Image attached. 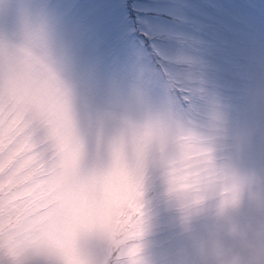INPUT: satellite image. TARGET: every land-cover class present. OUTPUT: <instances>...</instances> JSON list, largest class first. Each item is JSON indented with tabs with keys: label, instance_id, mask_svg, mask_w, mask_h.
I'll return each mask as SVG.
<instances>
[{
	"label": "snow or ice",
	"instance_id": "snow-or-ice-1",
	"mask_svg": "<svg viewBox=\"0 0 264 264\" xmlns=\"http://www.w3.org/2000/svg\"><path fill=\"white\" fill-rule=\"evenodd\" d=\"M209 102L225 116L210 134ZM149 108L209 158L264 169V15L192 0H0V256L20 261L43 242L53 264H190L157 249L191 248L192 235L169 226L151 239L200 202L161 181ZM53 168L61 197L26 206L22 191ZM84 207L123 239L102 249Z\"/></svg>",
	"mask_w": 264,
	"mask_h": 264
},
{
	"label": "rangeland",
	"instance_id": "rangeland-1",
	"mask_svg": "<svg viewBox=\"0 0 264 264\" xmlns=\"http://www.w3.org/2000/svg\"><path fill=\"white\" fill-rule=\"evenodd\" d=\"M193 7L201 8L215 14L217 10L225 12L242 11L250 19L259 21L264 15V0H192ZM145 120L152 129V140L155 153L152 157L154 167L161 181L166 185L173 183L182 191L181 195L191 200H198V207L184 208L183 215L176 212L168 217V225L156 230L152 240L163 242L171 233L169 226L174 227L176 233H185L193 236L191 248L180 245L173 248L170 244H163L157 251L167 255L173 250L181 262L190 264H218L217 251L223 254L222 258L230 259L239 254L242 264H251L250 252L241 244L239 236L229 235V228L236 225L239 230L246 233V238L257 248L264 243V236L257 233L262 230L264 222V207H258L250 198L251 192H259L264 197V169L254 165H237L227 153H218L219 158L213 160L206 155L207 149L197 144L179 138L175 123L158 117L152 109H147ZM225 116L215 104L209 102L204 118L199 121L203 131L211 133L213 130L223 128ZM69 158L55 162L58 166L67 168ZM241 177H249L246 185L239 183ZM210 182V186L204 187ZM62 177L53 175L45 178L35 185L25 189L20 198L32 196L26 206L36 205L43 207L49 198L59 199ZM107 195L116 197L121 192V178L114 175L104 186ZM41 201L43 203H37ZM174 207L180 209L182 202L174 201ZM82 214L93 220L98 228L95 239L102 249L110 247L112 238L117 241L123 239L116 234L114 226L107 224L103 214L91 207L81 208ZM24 239V234H19ZM41 242L37 248L29 252L43 264H53L49 255L43 250ZM259 264H264V254Z\"/></svg>",
	"mask_w": 264,
	"mask_h": 264
},
{
	"label": "clouds",
	"instance_id": "clouds-1",
	"mask_svg": "<svg viewBox=\"0 0 264 264\" xmlns=\"http://www.w3.org/2000/svg\"><path fill=\"white\" fill-rule=\"evenodd\" d=\"M250 182L249 177H241L239 183L246 185ZM210 186V182L206 183L204 187ZM250 198L256 203L258 207H264V197H261L259 192H251ZM229 235L236 237L239 236L241 244L244 248L250 252L251 264H259L261 256L257 253L264 254V243L259 245V248L254 246L247 238L246 233L239 230L236 225H232L229 228ZM258 236H264V222H262V230L257 233ZM113 242H118L116 238H112ZM218 258V264H242V258L239 254L233 255L230 259L222 258L223 254L219 251L216 253ZM0 264H43L42 261L38 260L34 255L28 256L20 261H12L6 256H0Z\"/></svg>",
	"mask_w": 264,
	"mask_h": 264
}]
</instances>
